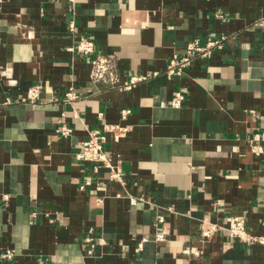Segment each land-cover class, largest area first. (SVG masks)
<instances>
[{
    "label": "crops",
    "instance_id": "1",
    "mask_svg": "<svg viewBox=\"0 0 264 264\" xmlns=\"http://www.w3.org/2000/svg\"><path fill=\"white\" fill-rule=\"evenodd\" d=\"M70 9L67 0L0 2V72L9 65L17 80L0 75V254H16L0 264H264V246L201 236L230 215L264 235V159L249 147L264 131V30L254 27L264 0H78L77 33L116 57L122 79L149 77L129 91L94 84L89 59L68 51ZM221 37L211 57L166 75L190 41ZM34 85L43 91L30 103ZM69 88L80 95L72 105ZM60 120L71 137L56 134ZM107 124L126 129L105 144L124 184L75 159L89 131ZM168 208L167 242L156 243V216ZM87 237L104 240L93 256Z\"/></svg>",
    "mask_w": 264,
    "mask_h": 264
},
{
    "label": "built area",
    "instance_id": "2",
    "mask_svg": "<svg viewBox=\"0 0 264 264\" xmlns=\"http://www.w3.org/2000/svg\"><path fill=\"white\" fill-rule=\"evenodd\" d=\"M2 0H0L1 2ZM70 5V22L68 25L69 31L74 34V41L68 51L71 53L79 54L87 57L91 64L90 79L94 84H102L109 86L113 89L120 91H129L138 83L147 81L149 79L146 75L134 73L122 79L117 67L116 57L112 54H104L97 50L94 41L84 35L77 33L76 23V6L78 0H67ZM254 27L264 30V16L260 17L254 23ZM76 34V35H75ZM79 34V35H78ZM226 37L211 40L202 43L200 39H193L190 41L182 56L176 55L170 59L166 67V75L173 77L180 75L192 62L197 58H209L215 51L221 50L224 47ZM2 78L9 81L12 86L17 85V80L13 76V68L9 65L3 67L0 72ZM157 73H154V76ZM43 87L41 85H34L28 89L27 101L30 103H37L40 100ZM80 95L73 89L69 88L64 94V103L72 105ZM185 100V95L182 92H176L173 99L170 101V106L180 108ZM130 110H123L122 117L125 119ZM103 116L100 114V117ZM58 137L66 139L73 135V128L63 120L59 121V125L55 129ZM111 132L117 137L125 134L126 129L115 125H104L100 130L89 131V138L78 147L75 154V159L79 163L91 164L93 171L98 173L101 169H107L110 180L118 181L124 184L123 170L119 166L112 163V159L107 155L105 150L106 133ZM249 147L251 152L258 158L264 159V131L254 134L249 139ZM92 184V178L88 177L80 185V190ZM129 196V195H128ZM130 202L135 204L138 199L129 196ZM173 212V208L166 209L163 213H158L155 221V232L153 239L156 243H166L167 237L162 229V225L166 220V213ZM54 220L51 219V222ZM222 231L227 234L231 240H236L248 245H261L264 246V235L252 234L247 226V221L242 216L230 215L225 219L224 225L209 224V227L202 228L201 236L204 242L209 241L217 232ZM149 241L148 237L143 238L137 244V253L140 254L144 250L145 243ZM86 242V255L93 256L95 247L104 243V240L87 237ZM184 254L186 255H200V251L195 248H185ZM16 254L11 250H6L0 254V258L11 261L15 258ZM38 264H47L39 261Z\"/></svg>",
    "mask_w": 264,
    "mask_h": 264
}]
</instances>
